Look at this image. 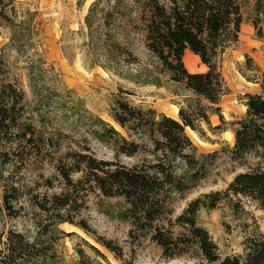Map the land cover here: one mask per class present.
<instances>
[{
  "label": "trees",
  "instance_id": "16d2710c",
  "mask_svg": "<svg viewBox=\"0 0 264 264\" xmlns=\"http://www.w3.org/2000/svg\"><path fill=\"white\" fill-rule=\"evenodd\" d=\"M254 12L251 22L254 36L264 41L260 30L264 31V0H254ZM0 20L10 32L7 44L0 49L1 153L58 161L57 170L66 187L72 185V173L83 172L86 181L103 197L124 201L123 215L131 229L140 235L148 234L165 261L182 257L194 249L206 264H264V236L245 239L241 255L220 259L215 244L197 224L200 210H213L229 196L248 198L264 211V70L259 94L243 96L244 115L230 124L231 147L197 154L184 134L188 128L202 137L204 133L199 123L211 133L223 130L224 122L216 105L227 90L218 61L237 41L242 23L237 0H95L89 5L83 19L85 45L98 53V59L94 58L90 66L99 65L116 74L122 67L137 65L135 84L160 88L164 80L181 86L192 96L177 104V120L158 114L152 108L134 107L125 100L115 99L109 116L124 130L126 137L99 118L87 116L91 121L88 135L108 146L115 158L142 155L141 161L129 166L116 160H98L91 153H60L58 138L65 134L60 128L51 127L53 114L42 76L46 64L36 38L33 16L27 13L17 20L13 0H0ZM131 29L137 30L134 35L140 36L148 63H142L124 40L123 35ZM7 49L17 56H27L23 69L29 99L16 80H6L13 64L4 55ZM185 49L197 56L205 72L185 70L182 63ZM118 93L129 94L122 90ZM208 113L218 117L219 125L210 127ZM60 114L63 116L66 112ZM223 151L233 162L242 163L250 154H254L258 162L246 172L235 175L224 191L201 194L189 201L172 220L167 218L173 213L172 202L195 188L205 178L208 166ZM61 158L69 159L71 164L60 163ZM3 201L6 202L5 196ZM50 202L60 210L69 200L61 193L51 196ZM160 221L165 223L158 225ZM62 222L64 220H58ZM174 227L179 229L177 234L172 232ZM100 245L119 258L110 242L103 241ZM32 249L20 234L9 232L0 240V264L27 263L31 256H38L31 254Z\"/></svg>",
  "mask_w": 264,
  "mask_h": 264
},
{
  "label": "rangeland",
  "instance_id": "374dc122",
  "mask_svg": "<svg viewBox=\"0 0 264 264\" xmlns=\"http://www.w3.org/2000/svg\"><path fill=\"white\" fill-rule=\"evenodd\" d=\"M93 1L13 0V3L17 20L27 13L33 16L36 38L46 64L42 76L49 110L53 114L51 127L60 128L65 134L58 138L60 153H91L98 160H116L129 166L141 161L142 155L115 158L108 146L88 135L91 121L87 116L99 118L126 137L124 130L109 116L115 99L125 100L134 107L152 108L168 117L163 107L171 105L178 110L177 104L192 96L181 86L164 80L160 88L135 84L133 77L137 65L122 67L116 74L99 65L90 66L94 58L98 59V53L85 45L83 19ZM237 1L242 21L251 24L255 18L254 0ZM260 30L264 36L263 29ZM135 32L137 30L131 29L123 38L141 62L148 63L140 36L134 35ZM9 34V28L0 20V49L7 44ZM4 55L13 61L6 80H16L29 99L23 69L27 56H17L9 49L4 50ZM247 62L244 59V68H250ZM119 90L129 94H119ZM62 111L66 112L63 116ZM231 123H224L222 128H231ZM201 130L202 137L187 129L184 132L197 154L212 153L233 144L231 135L221 137L219 132ZM60 161L71 164L69 159L61 158ZM257 162L254 154L237 163L228 159L226 151L220 152L208 166L205 178L181 199L172 202L173 213L167 218L172 220L189 201L201 194L224 191L235 175L253 168ZM58 165V161L49 162L41 156L22 157L0 152V240L3 241L9 232L18 233L32 245L31 254L38 256H31L30 261L23 264H206L194 249L182 257L163 260L159 247L150 241L148 234L140 235L131 229L123 215L126 204L121 198L103 197L86 181L83 172L72 173V185L64 186ZM61 193L68 196L69 202L58 210L50 198ZM59 219L64 222L58 223ZM197 224L207 232L222 259L241 255L245 239L264 236V211L248 198L229 196L213 210H200ZM172 232L177 234L179 229L174 227ZM103 241L110 242L118 259L100 245Z\"/></svg>",
  "mask_w": 264,
  "mask_h": 264
},
{
  "label": "crops",
  "instance_id": "0c3cea01",
  "mask_svg": "<svg viewBox=\"0 0 264 264\" xmlns=\"http://www.w3.org/2000/svg\"><path fill=\"white\" fill-rule=\"evenodd\" d=\"M248 60L250 68H244V59ZM182 63L188 73H203L206 68L199 62L197 56L187 49L183 51ZM219 71L223 79L226 94L221 96L217 107L224 123L239 120L245 111L244 95H257L260 92L259 84L264 70V41L254 36V30L250 23L242 21L236 43L227 48L219 57ZM167 116L176 120L177 108L174 106L163 107ZM175 109V111L173 110ZM207 120L210 127L219 125L218 117L208 113ZM200 128L207 130L203 123ZM208 131V130H207ZM221 137L231 135L232 129L224 128L219 132Z\"/></svg>",
  "mask_w": 264,
  "mask_h": 264
},
{
  "label": "bare ground",
  "instance_id": "6f19581e",
  "mask_svg": "<svg viewBox=\"0 0 264 264\" xmlns=\"http://www.w3.org/2000/svg\"><path fill=\"white\" fill-rule=\"evenodd\" d=\"M174 111H175V109H174ZM187 130L190 131L193 134V132L191 130H189L188 128H187Z\"/></svg>",
  "mask_w": 264,
  "mask_h": 264
}]
</instances>
